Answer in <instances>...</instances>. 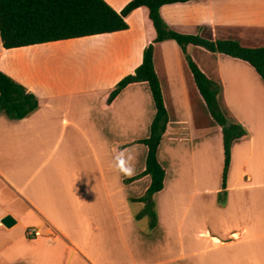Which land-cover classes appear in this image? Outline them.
I'll return each mask as SVG.
<instances>
[{
    "label": "crops",
    "instance_id": "0c3cea01",
    "mask_svg": "<svg viewBox=\"0 0 264 264\" xmlns=\"http://www.w3.org/2000/svg\"><path fill=\"white\" fill-rule=\"evenodd\" d=\"M105 1L114 10L120 11L131 0ZM223 3L226 0L177 2L163 5L160 13L166 23L178 32L209 36L211 40L230 39L223 35L227 29L230 32L235 30L240 21L226 20L219 7ZM125 21L127 29L111 33L11 49H4L0 42V57L9 50L49 49L65 44L87 47L85 44H94L98 52L88 55L89 60L94 58L101 64L102 60L108 61L109 58L111 68L122 69L120 74L113 76L111 70L107 71L110 67L103 65L105 70L99 75L110 74L111 80L98 77L93 84L96 86L86 92L98 94L96 102L103 114H111L131 89H138L136 93L143 95L145 103L150 106L153 101L145 84L124 89L111 108L103 109L99 105L101 97L124 76L133 74L142 62L146 39L141 8L132 10ZM253 24L262 26L264 22ZM193 48L199 49L189 47L188 53L208 77L220 81L222 95L226 96L221 70L222 57L226 56L201 49L205 54L199 52L196 56L198 52H193V56L190 53ZM181 55L183 53L173 40L154 46V66L170 116L169 133L159 145L158 158L164 165L161 153L166 145L172 168L176 167L180 172L182 160V165L186 163L182 168L188 174L184 180L186 196L181 221L184 228L181 225L182 228L178 227L182 245L179 255L175 254L167 262L153 261L151 257L143 256L141 245L135 240L130 242L127 229L125 232L122 229L123 224L127 225L130 221L134 234L137 238L140 236L141 231L136 225L138 220H134L129 210V198L140 196L149 178L126 185L120 181L122 177L134 175L142 169L144 162L142 164L139 159L143 154L137 152L134 155L135 166L129 175L114 176L113 165L102 163L96 157L94 148L91 149L94 163L89 167L81 166L80 152L62 148L66 145V138L75 139L78 133L82 135L84 132L72 120L64 117L56 120L60 112L58 107H61L57 99L64 98L65 94L46 91L42 95L38 91V81L33 77L14 74L10 69V72L2 71L0 67L28 92L43 100L36 111L22 119H10L0 112V264H264V120L254 124L233 110L227 111L233 121L247 129L249 136L232 145L227 195L222 204L218 199L222 171L218 129L216 125H207V121L200 124V119L206 120L205 117L209 116L199 106L198 99L201 98L193 88L192 75L187 64L189 74L186 71V60ZM154 113L153 106L151 116H148L150 122ZM252 115L257 117L255 113ZM44 136H47V148L43 146ZM118 141L111 136V151L113 143ZM126 153L127 149L117 161L122 160ZM65 159H69L68 164ZM211 162L212 165L208 166ZM164 167L165 188L154 196L161 197L168 191V170ZM209 174L213 176L212 182L209 181ZM174 179L175 175H172L171 188ZM117 189L125 192L118 210L120 215L113 210V196L119 193ZM155 211L156 225L150 228L148 224L147 228L151 233L162 227L156 208ZM6 215L15 220L9 227L1 221ZM112 216L121 228L120 240L116 243L111 236ZM28 228L37 229L39 234L28 236Z\"/></svg>",
    "mask_w": 264,
    "mask_h": 264
},
{
    "label": "rangeland",
    "instance_id": "374dc122",
    "mask_svg": "<svg viewBox=\"0 0 264 264\" xmlns=\"http://www.w3.org/2000/svg\"><path fill=\"white\" fill-rule=\"evenodd\" d=\"M219 7L223 15L226 16V20L230 19L235 23L240 21L239 26L235 30L230 32L227 29L223 36H228L231 40H236L244 46L256 47L264 45V25L255 26L253 24L256 21L264 22V0H233L228 2L226 0V3H223ZM206 37L210 38L209 36ZM85 45L87 47L80 44H65L49 49L37 47L23 51L9 50L0 57V67L2 71H9L10 69L14 74H26L33 77L38 81L37 84L40 89H37L42 95H45L46 91L51 94L56 91H59V94H65L64 98L57 99L61 107H58L60 112L56 120L60 121L61 117L72 120L84 132H82V135L78 133L75 139L73 137L66 138L64 141L66 145H62V148L65 151L69 149L70 151L80 152L79 164L81 166L89 167L94 163L91 151L94 148L96 157L102 163L113 165L114 176L129 175V169L132 171L135 166L133 159L137 152L143 154L139 159L143 164L145 148L142 145H132L127 148V153L122 160L117 161V158L123 152L117 153L114 150V146L133 140L134 138H143L148 134L150 123L148 116H151L150 110L153 111V104L151 103L150 106L146 104L144 96L138 94V92L136 93L138 89H131L130 92L124 95V99L122 98L125 100L124 103L122 100V103L111 114L107 113L104 115L96 102L98 94H87L86 92L96 86L93 84H96L98 77L111 80L110 74L99 75L100 71L105 70L103 69V65L107 68L110 67L107 71L110 72L111 70L113 76L120 74L122 69L119 67L111 68L109 58H107L108 61L102 60L101 64L94 58L89 60L88 55L92 53L96 54L98 47L94 46V44ZM193 50L190 52L193 56H195L196 52H198L196 56H199V52L205 54L204 51L199 49L193 48ZM86 51L92 52L85 54ZM181 57L184 60V56L181 55ZM115 61L120 65L122 64V62L116 59ZM184 64L189 74L185 61ZM221 70L227 92L226 96L222 94L220 96L219 103L221 108L227 115V111L233 110L234 113L241 115L248 121H253L254 124L263 122L264 86L258 75L246 63L226 57H222ZM89 82L93 83L89 85L87 84ZM87 85L88 88H86ZM193 88L196 92L194 84ZM198 103L204 112H206L200 99H198ZM253 113L257 117H254ZM42 114L46 115V113ZM205 118L206 120L204 118L200 119V124H205L207 121V125L215 126L209 117ZM144 130H146V133ZM112 135L118 138L119 141L113 143L111 151L110 140ZM43 146L45 148L48 146L47 136L43 137ZM110 151L112 155H110ZM65 154L68 153L65 152ZM84 155L85 158L83 157ZM161 157L168 170L166 179L168 191L160 195L161 197H158V195L154 196L153 199L156 203L155 208L161 217L162 227L153 233L148 232L147 228L150 217L145 215L140 219H136L135 215L143 209V206L138 201H133L130 197L129 210L134 215V220H138L136 225L141 231L139 232L140 236L139 238L136 237L130 221L127 225L123 224L122 229L124 232L127 229L130 242L135 240L136 244L141 245L143 256L151 257L153 261L167 262L175 254L179 255L178 252L182 247L178 227L183 226L184 228L183 222L181 225V221L184 218L186 196L184 180L188 174L182 168L186 166V163L182 165V160L180 161V165L182 166L180 172L177 171L176 167L172 168L166 145L162 148ZM65 162L68 164L69 159H65ZM209 165H212V162ZM172 175H175V182L171 188ZM122 179L120 183L126 185ZM209 181H213L212 174H209ZM117 190L119 193L113 196L114 211L119 210L122 203L121 197L125 196L124 190ZM119 213L120 211H118ZM111 224L112 241L116 243L117 240H120L121 228L118 226L115 216H112ZM181 233L183 234V230ZM107 235H110L109 231H107ZM137 240H139V243Z\"/></svg>",
    "mask_w": 264,
    "mask_h": 264
},
{
    "label": "trees",
    "instance_id": "16d2710c",
    "mask_svg": "<svg viewBox=\"0 0 264 264\" xmlns=\"http://www.w3.org/2000/svg\"><path fill=\"white\" fill-rule=\"evenodd\" d=\"M187 1L191 0H131L120 11H116L105 0H0V42L4 49L122 31L128 28L126 16L132 10L141 8L146 39L142 62L133 74L124 76L102 96L99 105L103 109L111 108L121 92L131 85L145 84L150 91L155 113L149 123L148 134L114 146L117 153H122L132 145H142L146 149L142 169L124 177L122 181L129 184L149 178L143 193L131 199L143 204V209L135 218L148 215L150 228L155 227L157 218L153 197L165 188L166 169L158 158V149L162 139L169 133L170 123L154 66V46L166 40H173L178 45L208 116L217 126L222 156L218 199L222 204L227 195L232 145L248 137L249 133L242 124L231 120L221 108L220 81L208 77L188 53V49L197 47L242 61L255 71L264 85V45L250 47L231 39L211 40L199 34L178 32L166 23L160 13L161 7ZM42 104V99L0 70V112L10 119H22ZM228 121L229 126L226 125Z\"/></svg>",
    "mask_w": 264,
    "mask_h": 264
},
{
    "label": "water",
    "instance_id": "95a60500",
    "mask_svg": "<svg viewBox=\"0 0 264 264\" xmlns=\"http://www.w3.org/2000/svg\"><path fill=\"white\" fill-rule=\"evenodd\" d=\"M226 125L229 126L230 125V122L228 121L226 123ZM1 221H2V223L4 225H6L8 227L11 226V225H13L14 222H15V220L10 215H6Z\"/></svg>",
    "mask_w": 264,
    "mask_h": 264
},
{
    "label": "built area",
    "instance_id": "2783aa9c",
    "mask_svg": "<svg viewBox=\"0 0 264 264\" xmlns=\"http://www.w3.org/2000/svg\"><path fill=\"white\" fill-rule=\"evenodd\" d=\"M26 234L28 236H37L39 234V232L37 231V229L28 228L27 231H26Z\"/></svg>",
    "mask_w": 264,
    "mask_h": 264
},
{
    "label": "clouds",
    "instance_id": "9594fccd",
    "mask_svg": "<svg viewBox=\"0 0 264 264\" xmlns=\"http://www.w3.org/2000/svg\"><path fill=\"white\" fill-rule=\"evenodd\" d=\"M129 171H131V169H129Z\"/></svg>",
    "mask_w": 264,
    "mask_h": 264
}]
</instances>
